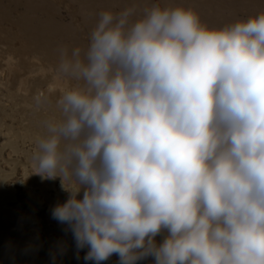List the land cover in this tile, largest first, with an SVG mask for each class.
<instances>
[{
  "label": "clouds",
  "instance_id": "1",
  "mask_svg": "<svg viewBox=\"0 0 264 264\" xmlns=\"http://www.w3.org/2000/svg\"><path fill=\"white\" fill-rule=\"evenodd\" d=\"M55 70L77 84L31 160L68 193L51 216L77 258L264 264V12L209 28L179 5L105 10Z\"/></svg>",
  "mask_w": 264,
  "mask_h": 264
},
{
  "label": "rangeland",
  "instance_id": "2",
  "mask_svg": "<svg viewBox=\"0 0 264 264\" xmlns=\"http://www.w3.org/2000/svg\"><path fill=\"white\" fill-rule=\"evenodd\" d=\"M153 3L161 7L191 8L209 28L235 23L222 22L227 17L246 20L244 9L252 14L264 12V0H153ZM60 11L66 17L65 10ZM0 34V72L5 74L3 80L0 78V251L3 252L0 264H94L84 260L86 249L80 250L77 258L71 233L51 216L52 208L68 196L62 190L60 178L42 179L33 174L31 160L35 140L43 131L41 121L59 116L55 107L58 92L62 94L77 83L59 76L60 85L47 93L51 102L37 110L33 94L45 89L49 72L41 68L39 54L38 58L18 57L8 48L9 33L0 29ZM88 43L89 36L85 39L86 48ZM18 45L17 41L12 43L14 48ZM16 62L22 65L15 68ZM12 187H15L14 194L10 191ZM161 239L156 237L158 243ZM26 242L33 244L26 245ZM20 250L25 252V259L18 261L16 253ZM117 262L114 254L101 264ZM140 264H151V261Z\"/></svg>",
  "mask_w": 264,
  "mask_h": 264
},
{
  "label": "bare ground",
  "instance_id": "3",
  "mask_svg": "<svg viewBox=\"0 0 264 264\" xmlns=\"http://www.w3.org/2000/svg\"><path fill=\"white\" fill-rule=\"evenodd\" d=\"M153 4V0H0V29L9 33L11 40L8 42V48L13 49L15 55L20 58L22 55L34 58L40 56L41 68L49 72L45 89H39L33 94L35 100L41 94L47 96L51 88L60 85L61 80L55 70L59 61V49L62 47H67L69 51L76 47L82 51L86 49L85 39L95 26L100 12L108 10L118 13L132 7L136 16H139L146 7ZM62 8L66 17L60 11ZM242 13L247 17L258 14H252L247 9ZM237 21L239 20L235 17H227L222 22ZM14 41L19 44L15 48L12 46ZM19 65H22V62H16L15 68ZM28 67L30 69V66L26 65V68ZM0 78L2 80L5 78L2 71ZM60 95L58 92L56 100ZM10 191L14 194L15 187ZM31 244L33 243L26 242V245ZM0 255H3L2 251ZM16 258L18 261L25 259V252L18 251Z\"/></svg>",
  "mask_w": 264,
  "mask_h": 264
}]
</instances>
